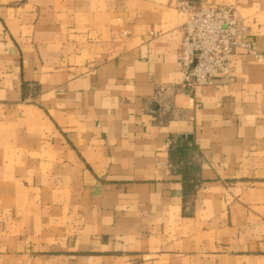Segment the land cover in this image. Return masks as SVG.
Segmentation results:
<instances>
[{
	"label": "crops",
	"instance_id": "0c3cea01",
	"mask_svg": "<svg viewBox=\"0 0 264 264\" xmlns=\"http://www.w3.org/2000/svg\"><path fill=\"white\" fill-rule=\"evenodd\" d=\"M201 1L262 58L188 94L177 0H0V264H264V0Z\"/></svg>",
	"mask_w": 264,
	"mask_h": 264
},
{
	"label": "built area",
	"instance_id": "2783aa9c",
	"mask_svg": "<svg viewBox=\"0 0 264 264\" xmlns=\"http://www.w3.org/2000/svg\"><path fill=\"white\" fill-rule=\"evenodd\" d=\"M187 18L177 46L180 85L192 94L199 86L214 83L217 74L229 76L232 55L242 48L257 58L262 54L247 38L246 24L234 3L213 4L201 0H177ZM166 87L159 89L163 96Z\"/></svg>",
	"mask_w": 264,
	"mask_h": 264
}]
</instances>
